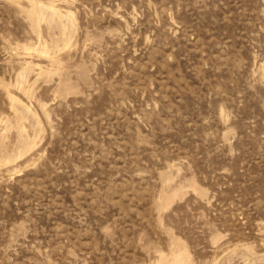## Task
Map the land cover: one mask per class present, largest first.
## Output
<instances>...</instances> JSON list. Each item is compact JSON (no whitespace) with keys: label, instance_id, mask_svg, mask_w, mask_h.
<instances>
[{"label":"rangeland","instance_id":"obj_1","mask_svg":"<svg viewBox=\"0 0 264 264\" xmlns=\"http://www.w3.org/2000/svg\"><path fill=\"white\" fill-rule=\"evenodd\" d=\"M0 264H264V0H0Z\"/></svg>","mask_w":264,"mask_h":264},{"label":"bare ground","instance_id":"obj_2","mask_svg":"<svg viewBox=\"0 0 264 264\" xmlns=\"http://www.w3.org/2000/svg\"><path fill=\"white\" fill-rule=\"evenodd\" d=\"M34 7H35V6H34ZM34 7H33V8H34ZM36 9H37V7H36ZM33 11H34V10H33ZM37 11H38V10H37Z\"/></svg>","mask_w":264,"mask_h":264}]
</instances>
